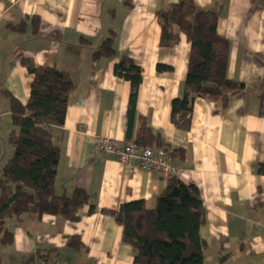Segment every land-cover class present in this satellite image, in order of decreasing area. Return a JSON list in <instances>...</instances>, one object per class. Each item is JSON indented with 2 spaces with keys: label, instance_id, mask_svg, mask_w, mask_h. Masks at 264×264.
Masks as SVG:
<instances>
[{
  "label": "crops",
  "instance_id": "crops-1",
  "mask_svg": "<svg viewBox=\"0 0 264 264\" xmlns=\"http://www.w3.org/2000/svg\"><path fill=\"white\" fill-rule=\"evenodd\" d=\"M176 3L0 0V168L12 156L10 98L23 106L29 98L32 76L22 61L56 68L73 89L64 124L51 127L59 147L55 193L81 190L92 198L74 223L31 214L6 220L12 240L3 245L0 234V264H133L122 228L101 210L133 201L153 208L169 179L98 152L94 141L135 143L140 119L163 144L151 148L165 149L175 177L199 191L203 264H264V0H194L216 13L217 35L229 46L226 77L242 89L224 108L194 99L188 131L171 123L170 104L183 95L190 46L181 35L176 46L161 48L156 22V13ZM112 38V55L94 57ZM121 57L142 71L133 105L129 84L113 74ZM71 237L79 249L68 246Z\"/></svg>",
  "mask_w": 264,
  "mask_h": 264
},
{
  "label": "trees",
  "instance_id": "trees-1",
  "mask_svg": "<svg viewBox=\"0 0 264 264\" xmlns=\"http://www.w3.org/2000/svg\"><path fill=\"white\" fill-rule=\"evenodd\" d=\"M160 29L159 46L172 48L183 35L190 46L186 77L181 98L170 104V121L181 131L191 125L192 103L200 98L217 107L227 105L230 94L242 85L228 80L226 66L228 43L217 35V15L198 9L194 0H177L166 11L156 13ZM113 38L103 41L94 57L113 53ZM32 76L29 98L23 106L10 98L12 131L7 142L12 156L0 168V234L3 245L11 244L5 221L20 220L23 215H48L74 223L88 206L91 197L81 190L71 196L56 195L55 179L59 147L51 127L64 124L68 97L73 89L68 74L56 68L35 67L31 60L22 61ZM170 68L157 66V71ZM113 74L129 84V98L135 103L142 79L140 67L127 57L114 65ZM138 146L161 147V139L152 134L145 120L140 119ZM155 198L153 208L143 201L124 203L117 210H101L122 228V243L133 252V264H203L205 244L199 237L204 225V208L199 191L186 186L175 176ZM89 213L94 209L89 206ZM68 246L79 249L76 237ZM41 263L45 261L42 259Z\"/></svg>",
  "mask_w": 264,
  "mask_h": 264
},
{
  "label": "built area",
  "instance_id": "built-area-1",
  "mask_svg": "<svg viewBox=\"0 0 264 264\" xmlns=\"http://www.w3.org/2000/svg\"><path fill=\"white\" fill-rule=\"evenodd\" d=\"M95 149L109 156H114L120 163L139 166L148 172H158L165 177L175 176L176 170L170 164L169 153L163 149H152L149 146H138L133 142L118 141L112 138H96ZM41 264H65L44 262Z\"/></svg>",
  "mask_w": 264,
  "mask_h": 264
}]
</instances>
